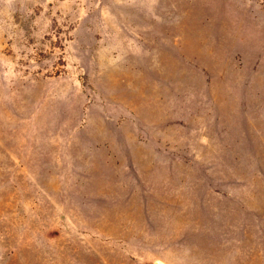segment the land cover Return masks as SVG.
Returning <instances> with one entry per match:
<instances>
[{
    "label": "rangeland",
    "instance_id": "1",
    "mask_svg": "<svg viewBox=\"0 0 264 264\" xmlns=\"http://www.w3.org/2000/svg\"><path fill=\"white\" fill-rule=\"evenodd\" d=\"M263 204L264 0H0V264H264Z\"/></svg>",
    "mask_w": 264,
    "mask_h": 264
},
{
    "label": "crops",
    "instance_id": "2",
    "mask_svg": "<svg viewBox=\"0 0 264 264\" xmlns=\"http://www.w3.org/2000/svg\"><path fill=\"white\" fill-rule=\"evenodd\" d=\"M258 200L256 199V202H257ZM264 205V204H263Z\"/></svg>",
    "mask_w": 264,
    "mask_h": 264
}]
</instances>
